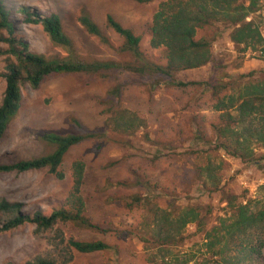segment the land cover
Returning a JSON list of instances; mask_svg holds the SVG:
<instances>
[{"label":"rangeland","instance_id":"374dc122","mask_svg":"<svg viewBox=\"0 0 264 264\" xmlns=\"http://www.w3.org/2000/svg\"><path fill=\"white\" fill-rule=\"evenodd\" d=\"M3 1L18 36L29 42L33 52L58 60L112 61L120 68L52 75L38 89L22 85L21 112L0 139V164L52 154L55 146L43 140L49 133L90 131L96 136L69 150L60 167L63 178L49 169L0 174V201L22 203L27 214L50 215L61 208L75 211L68 200L75 187L74 164L81 162L85 166L80 193L83 215L99 229L59 223L51 232L37 235L35 225L25 224L0 233V264H27L52 254L60 239L56 228L66 242L104 241L109 246L101 252L76 254L70 264H206V260L217 264L209 259L206 233L231 217L230 200L264 198L260 182L264 148L254 141L255 154L247 159L228 153L217 137L216 128L225 122L215 106L222 98L239 96L244 83L264 80L263 47L236 45L231 40L233 26L224 19L215 21L196 36L212 41L210 62L168 78L154 69L166 66L164 49L150 45L153 17L166 0ZM260 3L264 9V0ZM23 6L42 15L59 14L74 49L54 45L43 26L25 22L18 11ZM85 13L107 41L85 30L79 21ZM109 14L141 36L142 58L123 49L124 38L108 26ZM260 16L264 13L254 18ZM261 31L264 37V23ZM5 48L0 43V50ZM6 65V56L0 55V104ZM141 67L143 72L134 69ZM115 89L123 108L145 117L134 131L117 130L108 121L106 107ZM73 118L84 128H78ZM249 127L247 120L238 130ZM245 179L249 187L241 182ZM193 208L199 219L184 225L183 215ZM9 219L10 215L0 214V227Z\"/></svg>","mask_w":264,"mask_h":264},{"label":"trees","instance_id":"16d2710c","mask_svg":"<svg viewBox=\"0 0 264 264\" xmlns=\"http://www.w3.org/2000/svg\"><path fill=\"white\" fill-rule=\"evenodd\" d=\"M136 1L148 3L155 0ZM260 1H162L150 28V45L154 49H164L167 64L166 66L156 65L154 69L168 78H174L176 72L199 69L208 64L213 55L212 41L206 38L197 39V32L200 28L222 19L233 26L231 33L233 43L238 46L245 45L247 48L258 46L264 49V37L261 31L264 16L254 18L258 12L264 13ZM18 11L25 17V22L43 26L54 45L67 50L74 49L73 41L64 31L59 14L42 15L26 6L19 8ZM79 21L90 35L107 41L99 25L89 14L85 13L80 16ZM107 23L112 30L124 38L123 49L130 50L142 58L141 36L136 35L132 29L122 25L110 14L107 17ZM0 43L7 46L4 50H0V55L6 56L7 62L6 71L2 74L6 80V90L0 104V139L4 137L11 122L21 112L24 83H28L33 89H38L52 75L99 73L103 70L120 68L119 63L112 61L85 62L79 58L58 60L33 52L29 42L18 36L11 12L3 0H0ZM134 69L143 72L145 68ZM179 85L185 84L179 83ZM114 91L117 95L111 94L110 105L106 107L108 121L115 129L126 132L141 127L145 117L123 108L119 90ZM239 93V96L232 95L227 101L222 98L216 104L215 108L221 112V119L225 122L224 125L216 128V133L218 139L222 140V147L228 153L241 159H247L255 154V150L251 147L254 141L264 148V80L244 83ZM232 110L237 112L236 115L232 114ZM247 120L250 122V127L238 130V126L246 123ZM72 122L78 128H84L75 118ZM95 136L96 134L90 131L69 135L46 134L43 140L55 146L52 154L11 165L0 164V174L49 169L51 174L63 178L60 167L69 150ZM229 143L233 146L230 147ZM74 169L75 187L68 201L69 204L75 206V211L61 208L50 215L40 211L27 214L23 212L22 203L2 200L0 201V214H8L10 219L0 227V233L10 232L25 224L35 225L37 235L51 232L59 223L99 229L83 215L84 205L80 193L85 166L81 162H75ZM237 200L238 198L228 203L232 210L231 217L221 219L218 226L206 233V248L208 255L211 256L209 259L217 264H264V198L249 199L241 203H237ZM196 213L194 208L188 210L183 215L182 223L187 225L196 222L199 219ZM167 221H169L168 218ZM55 231L60 239L57 244L53 245L52 254L35 257L27 264H70L76 254H92L109 249L104 241L69 239L66 242L63 232L57 228ZM55 240L57 241L56 238ZM205 263L210 264L209 260Z\"/></svg>","mask_w":264,"mask_h":264},{"label":"crops","instance_id":"0c3cea01","mask_svg":"<svg viewBox=\"0 0 264 264\" xmlns=\"http://www.w3.org/2000/svg\"><path fill=\"white\" fill-rule=\"evenodd\" d=\"M246 180H247V181H246ZM241 182H243V184H244L245 186H248V187H249L248 183H250V181H249L248 179L242 180ZM260 182H261V183H264V180L262 179Z\"/></svg>","mask_w":264,"mask_h":264}]
</instances>
